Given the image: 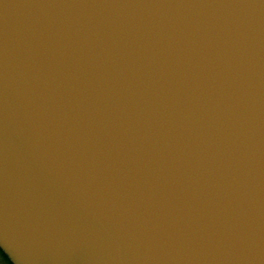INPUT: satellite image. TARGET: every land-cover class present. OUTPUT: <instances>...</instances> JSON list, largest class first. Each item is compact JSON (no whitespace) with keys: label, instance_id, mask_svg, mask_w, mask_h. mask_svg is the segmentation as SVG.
<instances>
[{"label":"water","instance_id":"water-1","mask_svg":"<svg viewBox=\"0 0 264 264\" xmlns=\"http://www.w3.org/2000/svg\"><path fill=\"white\" fill-rule=\"evenodd\" d=\"M0 248L264 264V0H0Z\"/></svg>","mask_w":264,"mask_h":264},{"label":"rangeland","instance_id":"rangeland-1","mask_svg":"<svg viewBox=\"0 0 264 264\" xmlns=\"http://www.w3.org/2000/svg\"><path fill=\"white\" fill-rule=\"evenodd\" d=\"M0 264H10V262L0 253Z\"/></svg>","mask_w":264,"mask_h":264},{"label":"trees","instance_id":"trees-1","mask_svg":"<svg viewBox=\"0 0 264 264\" xmlns=\"http://www.w3.org/2000/svg\"><path fill=\"white\" fill-rule=\"evenodd\" d=\"M0 253L10 262V264H12V262L10 261V259L8 258V256L2 251L1 248H0Z\"/></svg>","mask_w":264,"mask_h":264}]
</instances>
